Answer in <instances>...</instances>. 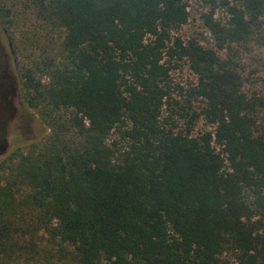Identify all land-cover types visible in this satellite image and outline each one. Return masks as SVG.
<instances>
[{
  "label": "trees",
  "instance_id": "1",
  "mask_svg": "<svg viewBox=\"0 0 264 264\" xmlns=\"http://www.w3.org/2000/svg\"><path fill=\"white\" fill-rule=\"evenodd\" d=\"M208 1L212 48L173 36L183 0H0L45 130L0 157V264H264V99L230 56L264 0H219L223 22ZM181 62L197 81L175 109Z\"/></svg>",
  "mask_w": 264,
  "mask_h": 264
},
{
  "label": "rangeland",
  "instance_id": "2",
  "mask_svg": "<svg viewBox=\"0 0 264 264\" xmlns=\"http://www.w3.org/2000/svg\"><path fill=\"white\" fill-rule=\"evenodd\" d=\"M187 5L188 20L185 25L173 33V36L180 37L183 41L194 38L205 47H213V40L210 33L203 25L202 15L207 14L211 8L208 0H183ZM216 9L214 18L226 21L228 15L225 9L218 6L219 0H215ZM45 31L39 30L40 35ZM56 37V33H54ZM12 33L0 26V52L4 60V77L6 86L3 92L7 94L6 103L0 106V157L4 156L11 145H27L29 142L39 139L44 133V127L40 124L37 116L23 104L19 95V55L13 48ZM224 58V53H220ZM233 62L237 65L242 81L243 90L249 96H257L264 99V19L258 34H253L247 42L232 46L230 54ZM1 68V65H0ZM6 68V69H5ZM8 76L13 86L10 85ZM170 83L174 90L172 98L178 102V106L163 107V117L168 118L171 108L185 106L184 97H179V91H185L196 84V76L191 72L186 62H181L177 68L170 71ZM196 108V106H194ZM173 120L177 122L180 129L184 123L178 117ZM213 127L207 125L203 119L197 121L193 130L194 135L205 131H212Z\"/></svg>",
  "mask_w": 264,
  "mask_h": 264
},
{
  "label": "built area",
  "instance_id": "3",
  "mask_svg": "<svg viewBox=\"0 0 264 264\" xmlns=\"http://www.w3.org/2000/svg\"><path fill=\"white\" fill-rule=\"evenodd\" d=\"M202 45V44H201Z\"/></svg>",
  "mask_w": 264,
  "mask_h": 264
}]
</instances>
